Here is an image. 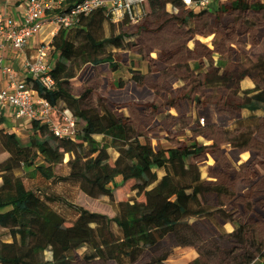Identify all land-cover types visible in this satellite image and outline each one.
Segmentation results:
<instances>
[{
  "label": "trees",
  "instance_id": "16d2710c",
  "mask_svg": "<svg viewBox=\"0 0 264 264\" xmlns=\"http://www.w3.org/2000/svg\"><path fill=\"white\" fill-rule=\"evenodd\" d=\"M81 1L65 0L64 10L59 8L58 12H68ZM168 4L185 10L176 0H147L146 14ZM233 9L260 12L264 10V2L234 0L220 5L217 13ZM184 12L181 20L184 23L195 16L194 11ZM114 22L112 15L99 11L89 17L84 27L59 30L50 41L54 49L50 71L53 88L45 89L36 82L30 84L57 111L72 113L74 138L57 137L38 121L31 123L25 138L0 130V148L8 155L2 171L25 175L24 181L15 183L14 190L0 191V244H13L17 264H71L77 254L79 261L86 264H135L189 220L211 223L218 231L224 229L222 219L231 218V213L210 202V198L226 195L232 199L236 194L234 188L225 182L207 180L199 160L207 154L216 157L223 148L237 150L261 133L264 58L253 59L244 67L247 60L244 53L239 59L242 65L237 69L230 68L229 61L215 51L211 54L213 63L204 59L192 61L191 69L198 77L189 79L187 94L167 98L165 105L178 111L187 101L194 114L204 112L215 123L222 119L226 125L218 124L213 135L207 137L213 141L211 145L183 144L173 154L160 149V155L151 156L148 146L139 140L141 134L134 132L129 118L118 113L114 105L106 103L87 111L84 98L72 94L86 67L107 64L111 72L118 71L122 61L116 53L126 52L128 41L140 35V31L117 34ZM163 27L158 28L160 33ZM216 38L213 46L217 45ZM195 44L198 53L207 47L199 41ZM177 57L184 59L180 54L170 57V69L177 68ZM213 67L231 75L226 80L209 81L205 74ZM220 139H225V143H220ZM65 158L67 173L63 175L56 168L63 165ZM248 176L260 178L264 185V147L257 152ZM118 178L122 184L135 181L127 201L116 197L118 188L114 183ZM11 182L4 176V185ZM62 184L78 186L90 199H104L111 215L69 201L57 191ZM256 200L264 207V194ZM261 215L264 211L253 214L254 222ZM59 239L67 241L68 251L62 248ZM203 248L194 247L198 257L188 264H210ZM168 255L166 252L154 257L150 263L161 264Z\"/></svg>",
  "mask_w": 264,
  "mask_h": 264
},
{
  "label": "rangeland",
  "instance_id": "374dc122",
  "mask_svg": "<svg viewBox=\"0 0 264 264\" xmlns=\"http://www.w3.org/2000/svg\"><path fill=\"white\" fill-rule=\"evenodd\" d=\"M230 1L234 0H214L206 8L194 11L195 16L190 22L186 23L181 21L186 10L172 4L163 5L159 11L149 12V14L140 17L133 23L128 19L121 22L115 21V32L117 34L126 33L131 35L138 34L140 31L138 37L135 36L134 39L128 41L126 52L116 53V56L120 57L122 61L120 66L123 75L133 76V80L140 83L146 81L153 86H160L169 74L164 68L163 60L159 59V55L183 47L186 48V57L194 56L192 59L189 58L190 60L179 59L177 63L179 74L185 80L196 79L198 75L191 69V60L197 62L200 57L198 53L192 50L196 45V41L207 44L200 59H208L213 62L211 52L215 51L225 56L230 63V68L237 69L240 67L242 63L239 62V59L243 57L244 53L252 56L254 50L264 38V10L260 12H242L233 9L225 14L217 13L220 5ZM254 1L264 2L263 0ZM161 25H164V27L160 33L158 28ZM141 34H144L143 37H141ZM215 38L217 45L213 46L212 41ZM152 49H158L159 53L150 55ZM235 58L236 61L233 60ZM149 59H152L153 62L150 63ZM151 64L156 69H148ZM229 73L224 71L222 74L227 76ZM217 75H219L218 69L212 68L206 73V78L218 79L219 76ZM183 79L181 78L179 81ZM189 87L182 88L181 94H187ZM174 93V89L168 92L170 95H174ZM196 117L204 118V125L213 121L204 112L198 113ZM218 124L226 125V122L220 119ZM18 137L25 138L26 136ZM187 141H194V137L190 139L188 137ZM7 158L8 155L0 148V191L14 190L16 182L25 180V175L22 172L2 171ZM66 162L67 158H65L62 166L56 168L59 174L64 175L67 173ZM4 176L11 179V184H3ZM119 185V180H116L114 187H122ZM262 186V192L264 193V185L262 184ZM57 191L63 193L69 201L77 203L88 210L111 215L104 199H90L76 185L62 184L57 187ZM252 215L242 212L234 215V217L236 222L241 220L243 222H254L255 219ZM256 220H258L256 225H222L224 229L218 231L212 225H207L203 220H199L198 225H192L189 232L169 236L158 247L148 251L146 254L147 259L152 261L154 257H158L169 250H176L181 244L189 243L193 246V249H185L173 254L170 258V264H187L192 256L198 257L194 249L198 245L204 247L203 253L210 264L220 262L225 264H264V257H259L260 254H264V215L258 216ZM0 255V264H17L12 243L2 242L0 244ZM73 259L79 261L76 255Z\"/></svg>",
  "mask_w": 264,
  "mask_h": 264
},
{
  "label": "crops",
  "instance_id": "0c3cea01",
  "mask_svg": "<svg viewBox=\"0 0 264 264\" xmlns=\"http://www.w3.org/2000/svg\"><path fill=\"white\" fill-rule=\"evenodd\" d=\"M24 2L25 0H0V12L10 17L20 18ZM44 35L45 34L36 36L32 40L31 44L25 51L27 56L30 57L34 53L35 47L48 38ZM185 50L186 48L179 47L173 51L159 55V59L163 60L164 68H166V71L169 74L160 86H153L146 81H143V83L134 81L133 76L123 75L121 66L118 71L111 72L107 64H101L86 67L81 72V83L79 86L72 89V94L84 98L87 111L99 108L106 103L114 105L118 113L129 118L133 125L134 132L141 134L139 140L142 144L148 146V154L151 156L160 155V149L166 150L168 154H173L175 149L183 144L205 143L206 145H211L213 141H208L207 137L213 135L214 130L218 128V123L211 121L210 126H202L199 123L200 118L196 117L197 115L194 114L191 105L187 101H184V104L178 109V111L172 110L164 103L165 99L176 97L177 94H181L182 88L190 86L189 80H185L180 76L178 67L172 69L169 68V58L176 54H180V56L186 60L193 58L194 55L186 57ZM192 50L198 53L195 50V47H193ZM158 53V49H152L150 55ZM201 54L202 53H198L200 56L198 58L199 60H201ZM7 56L17 66L21 62V58L15 59L11 53H7ZM178 58L179 57L175 60L178 61ZM223 58L227 60L225 56H223ZM262 58H264V38L254 50L252 56L247 55V60L243 63V66H248L253 59ZM207 61L209 60L207 59ZM149 62L152 63L153 60L149 59ZM148 67H150L148 69L151 70L156 69L152 64ZM213 68L216 69V67ZM224 71L227 70L221 72L218 70V79H207L206 74L205 78L209 81L226 80L231 74L229 73L227 76H224L222 74ZM170 77H178V79L171 81ZM181 78L183 80L179 81ZM252 83L254 85L256 84L253 79ZM173 89L175 91L174 95L168 94V92ZM206 115L211 119L209 114ZM262 127L263 129L261 133L253 138L250 144L237 150L223 148L216 153V157L207 154L199 160V164L202 165L207 180L216 183L225 182L232 186L236 192L232 199H229L226 195H215L210 198V202L231 213V218L222 219L221 222L223 225H237L234 215L241 214L242 212L259 214L264 211V207H262L260 201L256 200L258 196L264 194L262 192L263 186L261 185V179H252L248 176V169L255 163L257 152L261 147H264V120ZM202 129H204L202 133L197 132V130ZM224 133L226 134L227 132L225 131ZM188 137L189 139L194 137V141H187ZM218 141L220 143H225V139H220ZM116 180H119V186H122L116 191L117 199L119 201H127L135 181L129 180L125 184H122L121 179ZM125 188L127 191L126 199H120L118 191ZM239 223L256 225V222H243L242 220L239 221ZM206 224L213 225L211 223ZM192 225H198V222L195 220H189L183 228L175 231L173 235L183 234L187 231L189 232ZM59 240L65 241L64 239ZM60 245L65 251H68V243H66V245L60 243ZM192 247L193 246L189 243H185L181 244L176 250H169L167 260L161 264H170V258L173 254L185 249H193ZM78 255L79 254H77V256ZM196 258L197 257L192 256L189 259V262ZM150 262L151 261L147 259V256H143L135 264H153ZM71 264L86 263L73 260Z\"/></svg>",
  "mask_w": 264,
  "mask_h": 264
},
{
  "label": "built area",
  "instance_id": "2783aa9c",
  "mask_svg": "<svg viewBox=\"0 0 264 264\" xmlns=\"http://www.w3.org/2000/svg\"><path fill=\"white\" fill-rule=\"evenodd\" d=\"M147 0H83L68 12L64 10L65 0H25L20 18L0 12V130L17 136H28L31 123L45 124L60 138H74L75 122L69 110L57 111L51 104L38 96L30 86L36 82L45 89H52L54 82L50 71L54 65V49L51 38L59 30L84 27L93 14L104 11L114 21L125 19L135 22L146 16ZM185 10L198 11L214 0H176ZM264 1V0H263ZM47 33L49 40H43L29 57L25 53L32 40ZM11 53L15 65L8 58ZM205 119H199L204 125Z\"/></svg>",
  "mask_w": 264,
  "mask_h": 264
},
{
  "label": "bare ground",
  "instance_id": "6f19581e",
  "mask_svg": "<svg viewBox=\"0 0 264 264\" xmlns=\"http://www.w3.org/2000/svg\"><path fill=\"white\" fill-rule=\"evenodd\" d=\"M128 187V186H127ZM118 194H119V197L120 199H126V195H127V191H126V188L125 189H121L118 191ZM59 242L62 244V245H66L67 241H63V240H59Z\"/></svg>",
  "mask_w": 264,
  "mask_h": 264
}]
</instances>
